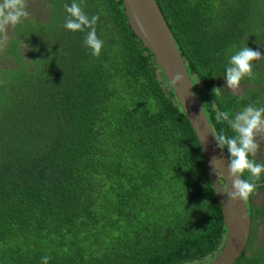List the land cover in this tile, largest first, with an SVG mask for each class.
<instances>
[{
	"label": "trees",
	"instance_id": "trees-1",
	"mask_svg": "<svg viewBox=\"0 0 264 264\" xmlns=\"http://www.w3.org/2000/svg\"><path fill=\"white\" fill-rule=\"evenodd\" d=\"M42 1L47 18L15 25L1 50L14 63L0 68V264H203L223 240L219 205L189 123L116 0H76L100 17L99 57L86 32L63 26L72 0ZM155 2L214 136L234 135L216 113L264 107V58L240 93L212 89L243 47L264 55V0ZM250 158L264 163V149ZM255 183L232 264H264V174Z\"/></svg>",
	"mask_w": 264,
	"mask_h": 264
},
{
	"label": "water",
	"instance_id": "water-1",
	"mask_svg": "<svg viewBox=\"0 0 264 264\" xmlns=\"http://www.w3.org/2000/svg\"><path fill=\"white\" fill-rule=\"evenodd\" d=\"M124 19L150 70L168 97L181 108L198 142L208 178L219 205L223 223V240L209 253L203 264H232L244 251L250 235L248 201H232L219 193L220 186L231 190L229 158L217 146L214 133L202 111L195 91L199 83L175 44L172 34L155 0H116ZM176 74L183 80L174 83ZM218 162V176L212 159Z\"/></svg>",
	"mask_w": 264,
	"mask_h": 264
},
{
	"label": "clouds",
	"instance_id": "clouds-1",
	"mask_svg": "<svg viewBox=\"0 0 264 264\" xmlns=\"http://www.w3.org/2000/svg\"><path fill=\"white\" fill-rule=\"evenodd\" d=\"M64 8L68 13L64 28L73 32H86L85 46L91 50L93 56L99 57L104 47V41L97 36L96 32L99 15L89 17L76 0H72L70 5L65 4ZM28 16L27 0H0V34H3L4 40L7 39L8 26L21 24ZM2 42L0 40V43ZM262 58L264 55L259 50H253L248 46L232 55L224 76L226 87L236 92L243 79L254 78L253 61ZM182 80L183 76L176 74L172 82L179 83ZM223 89L214 87L212 92L215 97H220L223 94ZM216 119L226 122L234 133L232 136L225 134L214 136L220 149L227 148L229 179L232 181L231 190L220 186L219 193L226 194L232 201L247 202L257 191L258 185L255 182L259 181L264 174V163H257L254 158H250L255 157L260 148L256 138L260 133H264V107L248 105L235 114L228 111H217ZM211 163L217 176L218 171L222 173L220 167L218 168L216 158H213ZM245 173L248 174V179L242 178ZM48 261L49 257L42 258V264H48Z\"/></svg>",
	"mask_w": 264,
	"mask_h": 264
},
{
	"label": "rangeland",
	"instance_id": "rangeland-1",
	"mask_svg": "<svg viewBox=\"0 0 264 264\" xmlns=\"http://www.w3.org/2000/svg\"><path fill=\"white\" fill-rule=\"evenodd\" d=\"M27 11L29 12V16L27 18H33L38 21H44L48 16V9L46 8V6H44V3L42 0H27ZM13 27L14 26L12 25L8 26L7 32H6L7 37L10 36L11 31L13 30ZM0 40L3 41L2 43H0V68L10 67L14 63L13 60L10 57L4 58L2 56L1 50L4 49V45H5L3 34H0ZM20 48L23 52L25 51V48L23 46ZM23 52H21V54ZM221 86L225 90L230 91L232 93H240L242 89L244 88V86L240 84L239 89L236 92H233L231 89L226 87V81H222V80H221ZM256 139H257V143L260 145L259 150H263L264 149V133H260L259 135H257ZM261 198H264V190L259 191L255 194V201H259ZM263 233H264V226H259V228L256 231L257 240L255 242V245L258 244L259 239L260 237H262Z\"/></svg>",
	"mask_w": 264,
	"mask_h": 264
}]
</instances>
